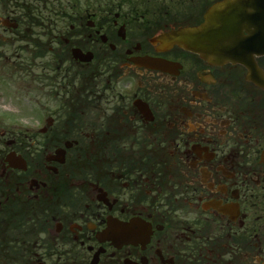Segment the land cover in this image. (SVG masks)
Masks as SVG:
<instances>
[{
	"label": "flooded vegetation",
	"instance_id": "af4514ba",
	"mask_svg": "<svg viewBox=\"0 0 264 264\" xmlns=\"http://www.w3.org/2000/svg\"><path fill=\"white\" fill-rule=\"evenodd\" d=\"M221 1L0 0L54 105L41 141L0 130V264H264V54L183 41L231 36Z\"/></svg>",
	"mask_w": 264,
	"mask_h": 264
},
{
	"label": "rangeland",
	"instance_id": "374dc122",
	"mask_svg": "<svg viewBox=\"0 0 264 264\" xmlns=\"http://www.w3.org/2000/svg\"><path fill=\"white\" fill-rule=\"evenodd\" d=\"M34 38L40 44L46 41L42 34ZM32 47L27 36L0 37V130L7 131V138L15 134L37 142L42 140L39 127L54 105L48 101L49 87L43 76L46 54L31 58Z\"/></svg>",
	"mask_w": 264,
	"mask_h": 264
},
{
	"label": "water",
	"instance_id": "95a60500",
	"mask_svg": "<svg viewBox=\"0 0 264 264\" xmlns=\"http://www.w3.org/2000/svg\"><path fill=\"white\" fill-rule=\"evenodd\" d=\"M242 7V15L240 12V17L236 18L235 14L239 12V9ZM213 8L222 9L221 16L223 19L226 17V13H231L232 21L240 26L239 33L237 35H232L233 37H215L214 35L210 36V42L216 44L217 46H224L228 50L227 52H212L208 54L212 59H222L224 61L238 60L239 55L246 54H264V0H223L216 4ZM222 26L220 28H213V23L210 21V26L212 32L215 30L217 33L220 32V29L224 28V22H220ZM202 29V27L200 28ZM242 30L246 31V34ZM204 30L202 29L201 35L193 36L190 40L193 42V46L197 47L202 45V41H207L208 37L203 35ZM237 48H242V50H236ZM73 54L75 57L79 56V50L73 49ZM201 56H208L203 51L199 52ZM155 66H161L162 61L160 60H149Z\"/></svg>",
	"mask_w": 264,
	"mask_h": 264
}]
</instances>
